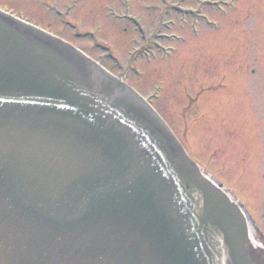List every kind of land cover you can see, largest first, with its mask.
<instances>
[{"label": "water", "instance_id": "95a60500", "mask_svg": "<svg viewBox=\"0 0 264 264\" xmlns=\"http://www.w3.org/2000/svg\"><path fill=\"white\" fill-rule=\"evenodd\" d=\"M250 264L237 210L72 49L0 16V264Z\"/></svg>", "mask_w": 264, "mask_h": 264}, {"label": "rangeland", "instance_id": "374dc122", "mask_svg": "<svg viewBox=\"0 0 264 264\" xmlns=\"http://www.w3.org/2000/svg\"><path fill=\"white\" fill-rule=\"evenodd\" d=\"M168 1L173 3L126 0L146 32L155 30V19L158 24L171 22L162 30L176 40L164 45L173 49L169 56L177 57L172 64L159 60L139 64L142 78L129 83L142 95L159 83L154 107L184 144L188 157L251 216L256 165L264 162V152L257 148V136L256 146L248 147L249 129L236 112L238 101H243L264 141V0H232L224 6H208L207 0ZM0 7L79 47L117 75L113 61L94 46L108 48L123 64L127 52L140 44L132 27L110 14L122 13L123 0H0ZM175 10H199L211 25L199 20L194 25L191 15Z\"/></svg>", "mask_w": 264, "mask_h": 264}, {"label": "flooded vegetation", "instance_id": "af4514ba", "mask_svg": "<svg viewBox=\"0 0 264 264\" xmlns=\"http://www.w3.org/2000/svg\"><path fill=\"white\" fill-rule=\"evenodd\" d=\"M123 10L124 7H122ZM156 47L159 49V45H156ZM172 55V54H171ZM170 57L166 59V62L170 60ZM146 64L147 63H143ZM151 64V63H150ZM222 89H218V91H221ZM226 90V89H224ZM217 93V92H215ZM214 93V94H215ZM220 93V92H219ZM237 103V100H232ZM240 103L239 110H237L236 114H241L243 116V119L240 118L242 123L247 126L249 129V141H248V147L253 148L256 146V143L254 139H256V136L259 137V140L257 141L258 149L264 152V141L261 140L262 136L260 134L259 130V123L256 124L254 121H250L246 108L244 105H242L243 101H238ZM244 107V108H241ZM253 137H255L253 139ZM261 157L263 155L261 154ZM258 163V162H257ZM256 173H255V181L257 183V194L256 199L254 202V210L251 216H248V221L252 230V251H251V261L252 264H264V162H259L257 165Z\"/></svg>", "mask_w": 264, "mask_h": 264}, {"label": "bare ground", "instance_id": "6f19581e", "mask_svg": "<svg viewBox=\"0 0 264 264\" xmlns=\"http://www.w3.org/2000/svg\"><path fill=\"white\" fill-rule=\"evenodd\" d=\"M177 58V57H176ZM176 58H173L172 56L170 57V60H169V63H173V62H175V60H176ZM168 62V61H167Z\"/></svg>", "mask_w": 264, "mask_h": 264}]
</instances>
